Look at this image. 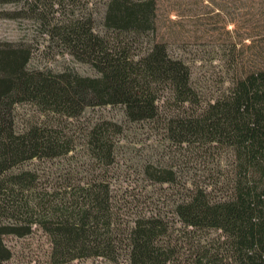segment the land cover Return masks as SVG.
<instances>
[{"label":"trees","instance_id":"1","mask_svg":"<svg viewBox=\"0 0 264 264\" xmlns=\"http://www.w3.org/2000/svg\"><path fill=\"white\" fill-rule=\"evenodd\" d=\"M213 1L203 11L177 8L176 0L169 11L203 20L218 9L214 16L233 25L215 39L220 54L211 62L224 72L223 88L207 100L194 86L193 63L157 33L160 0H106L101 31L80 19L51 27L94 75L30 69L26 48L0 46V264L11 257L3 236H24L33 226L48 236L53 264L89 257L264 264V0ZM23 102L46 119L16 127L13 111ZM99 106H120L129 121L152 122L165 140L191 152H214L220 179L205 186L180 181L149 161L147 178L175 188L168 209L126 214L107 176L121 125L100 118L75 136L60 123ZM41 159H63L56 168L64 171L61 182L53 181L57 171L41 182L34 166H24ZM178 226L183 236L175 234Z\"/></svg>","mask_w":264,"mask_h":264},{"label":"rangeland","instance_id":"2","mask_svg":"<svg viewBox=\"0 0 264 264\" xmlns=\"http://www.w3.org/2000/svg\"><path fill=\"white\" fill-rule=\"evenodd\" d=\"M174 1L176 0H160L157 33L163 36L169 49L178 51L193 63L194 86L198 89L201 99L207 100L219 94L223 88L224 72L216 59L211 62L212 57L220 54L218 45L222 41L215 39L224 37L225 31H231L233 25L229 21L224 22L223 20L227 18L223 16H214L218 9L206 14L203 20L174 15V12H169ZM177 1H179L177 8L186 5L184 9L194 7L203 11H210L214 2ZM105 2L106 0H16L1 3L0 46L10 44L26 48L29 52L30 69L53 72L69 69L82 75H94L95 72L89 64L79 62L68 54L64 42L52 37L49 31L56 22L60 24L76 19L89 21L101 31ZM172 20H177L178 23ZM199 58L202 59L198 60ZM13 115L14 124L18 128L46 119L36 106L24 102L15 106ZM100 118L116 122L122 128L118 135L114 161L107 176L117 206L126 214L157 207L168 209L167 205L175 188L172 190V187L166 184L154 183L147 178L143 166L149 161L171 168L180 181H193L202 186L211 185L212 181H218L221 177L215 165L217 157L214 156V152H208L210 153L208 156L202 150L191 152L185 145L173 144L158 134L154 123L129 121L123 115L120 106L85 108L71 123L64 118L60 123L65 133L76 136L80 127H85ZM28 163H24V166H34L40 177L39 181L46 179L47 172L52 174L55 171L57 178H53V181L56 179L58 182L62 181L60 177L64 176V171L56 168L61 166L63 159H55L52 162L41 159ZM58 173L61 176H58ZM178 228L179 230H175L177 236L182 235V227ZM3 242L9 248L11 257L2 264H53L49 258L51 250L49 238L38 226H33L31 232L24 236L6 234L3 236ZM62 264H127V262L123 258L117 262H109L101 257H89Z\"/></svg>","mask_w":264,"mask_h":264}]
</instances>
